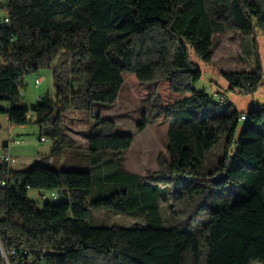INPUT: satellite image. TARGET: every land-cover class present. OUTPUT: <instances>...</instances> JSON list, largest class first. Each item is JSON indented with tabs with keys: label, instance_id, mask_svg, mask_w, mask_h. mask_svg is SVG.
I'll use <instances>...</instances> for the list:
<instances>
[{
	"label": "trees",
	"instance_id": "1",
	"mask_svg": "<svg viewBox=\"0 0 264 264\" xmlns=\"http://www.w3.org/2000/svg\"><path fill=\"white\" fill-rule=\"evenodd\" d=\"M227 33L252 38L255 66L222 75L232 89L253 92L263 78L264 0H0V114L33 120L21 105L24 78L51 69L54 93L33 110L52 153L73 143L61 125L69 109L94 116L92 154L120 156L132 146V133L93 112L117 102L126 74L148 97L137 130L169 122V157L159 154L158 169L147 177L121 169L109 177L124 188L91 201L89 171L0 161V242L18 250L11 264H264V104L239 113L223 93L197 88L203 71L190 55L211 63ZM32 189L61 200L38 206ZM161 197L170 203L166 227L150 224L162 223ZM90 208L141 212L147 225H92Z\"/></svg>",
	"mask_w": 264,
	"mask_h": 264
},
{
	"label": "rangeland",
	"instance_id": "2",
	"mask_svg": "<svg viewBox=\"0 0 264 264\" xmlns=\"http://www.w3.org/2000/svg\"><path fill=\"white\" fill-rule=\"evenodd\" d=\"M252 48V38L227 33L217 36L211 63L203 61L197 53L191 50V60L203 71L202 79L196 83L197 88L223 93L232 107L239 113H247L252 108L264 104V35L262 33L257 35V51L260 55L263 74L258 87L250 93L232 89L229 80L222 75L224 71H251L255 66V58L250 53ZM37 77L43 78L39 86L35 83ZM46 93H54L52 70L44 68L37 72L28 73L24 78L21 105L28 110H33ZM0 106L5 107L7 103L1 102ZM93 108V112L101 113L102 116L114 120L118 126V132L132 133L134 135L132 146L120 156L115 151L92 154L88 148L87 133L95 123L94 116L87 111L69 109L61 116L63 132L67 139L73 142L71 146L64 148L68 154L67 160L61 164L60 156L63 154L56 153L54 154L58 155L56 161L49 162L48 159L40 161L41 164L50 168L89 171L93 177L89 201L98 196L110 195L116 186L121 187L118 189L124 188L120 180L110 179V175L125 169L131 173L139 174L140 177H147L158 169L157 158L160 153H163L167 158L169 157L167 151L168 121H153L148 123L143 131L137 130V124L142 114L149 111V103L146 92L135 93L132 89L129 74L125 76V83L114 105L109 107L99 104ZM54 119L56 120L55 116ZM8 124L6 117L0 114V150L3 142L7 144L8 140L14 137L22 139L25 141L24 144L14 145L11 148V153L18 156L17 163L13 164V167L24 166L28 162H33L34 159L28 155L34 154L36 145L41 143L39 138L43 133H41L39 125L34 120H29L24 124L12 123L14 129L11 130L8 128ZM9 134L12 135L10 138ZM42 193L46 195L44 201L41 199L40 194ZM28 195L38 206L44 202L54 203L61 200L60 197L54 199L51 196V191L46 189H32ZM160 200L162 223L150 222V224L166 227L171 224L170 203L166 198L161 197ZM87 220L92 225H120L125 227L147 225V219L141 215V212L126 214L107 209L90 208ZM252 264L262 263L254 261Z\"/></svg>",
	"mask_w": 264,
	"mask_h": 264
},
{
	"label": "built area",
	"instance_id": "3",
	"mask_svg": "<svg viewBox=\"0 0 264 264\" xmlns=\"http://www.w3.org/2000/svg\"><path fill=\"white\" fill-rule=\"evenodd\" d=\"M6 20V18H5ZM43 81V78L42 77H38L36 78L35 80V83L37 86H39ZM27 116L28 117H32L33 120L35 121L36 119V113L34 110H29L27 112ZM242 118H245V116H242ZM45 137L44 136H41L40 137V141H45ZM25 141L22 140V139H19V138H11L8 140V143L5 144L4 146L1 147V152H0V161L4 162V163H7L8 165H13L15 163H17V157L15 155H13L11 153V148L12 146L14 145H22ZM50 160L52 161L53 159L50 158ZM2 185H6L7 182L6 181H2L1 182ZM51 196L54 198V199H57L58 198V194L56 192H51ZM45 194H42L41 195V198L44 200L45 199ZM23 254H28V250L24 249L23 251ZM0 253H1V256H2V261H3V264H11L10 263V255H17L18 254V250L16 248H13L10 252H7L5 251V249L3 248L1 242H0Z\"/></svg>",
	"mask_w": 264,
	"mask_h": 264
},
{
	"label": "crops",
	"instance_id": "4",
	"mask_svg": "<svg viewBox=\"0 0 264 264\" xmlns=\"http://www.w3.org/2000/svg\"><path fill=\"white\" fill-rule=\"evenodd\" d=\"M94 110V108H93ZM1 115H4L6 117V119L8 120L9 124H8V128L9 129H14V127H12V123L9 121V118H8V115L7 114H1ZM63 128V126H62ZM17 129V128H15ZM64 129V128H63ZM65 131V130H64ZM12 135L9 134V138L11 137ZM41 137V136H40ZM46 139L45 141H41L40 144H37L36 147H35V153L34 154H29L28 156H31L34 161L33 162H28V164L22 166V165H19L15 168H18V169H24V168H27L29 166H31V164L33 163H40V161L44 160V159H48L49 162H54L56 161L57 159V156L58 155H54L55 153H52V140L47 137V136H44ZM16 138V137H14ZM40 139V138H39ZM7 140V139H6ZM25 143V142H24ZM23 143V144H24ZM6 143H2V146H4ZM61 154H63V156H60V161H61V164H64L65 161L67 160V157H68V154L66 152L65 149H63L61 152ZM59 153V154H60ZM16 157H18L17 155H15ZM20 156V155H19ZM22 157V156H20ZM50 158H52L53 160L51 161ZM30 192V191H29ZM40 193V192H39ZM41 195V194H40Z\"/></svg>",
	"mask_w": 264,
	"mask_h": 264
},
{
	"label": "water",
	"instance_id": "5",
	"mask_svg": "<svg viewBox=\"0 0 264 264\" xmlns=\"http://www.w3.org/2000/svg\"><path fill=\"white\" fill-rule=\"evenodd\" d=\"M51 122H54L55 119H54V116H51ZM225 179V175L223 173H219L217 174L215 177H214V182L217 183V184H220L221 182H223Z\"/></svg>",
	"mask_w": 264,
	"mask_h": 264
},
{
	"label": "bare ground",
	"instance_id": "6",
	"mask_svg": "<svg viewBox=\"0 0 264 264\" xmlns=\"http://www.w3.org/2000/svg\"><path fill=\"white\" fill-rule=\"evenodd\" d=\"M8 15V14H7ZM10 19L6 16V22H8Z\"/></svg>",
	"mask_w": 264,
	"mask_h": 264
}]
</instances>
